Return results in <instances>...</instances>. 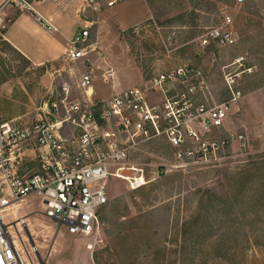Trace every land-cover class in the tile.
<instances>
[{
  "label": "rangeland",
  "instance_id": "374dc122",
  "mask_svg": "<svg viewBox=\"0 0 264 264\" xmlns=\"http://www.w3.org/2000/svg\"><path fill=\"white\" fill-rule=\"evenodd\" d=\"M223 12L234 15L240 39L215 61L197 38ZM98 20L96 64L69 62L62 72L32 69L0 30L5 121H30L60 99L65 83L73 97H81L75 84L87 70L94 74L97 98L109 100L170 69L199 65L210 71L218 100L225 101V73L250 68L238 79L242 98L229 123L248 145L229 146L212 163L162 173L159 166L173 162L172 153L162 140L142 144L130 162L145 168L147 184L132 190L125 181H111L96 237L69 234L43 215L41 198L31 196L6 216L17 243L23 247V238L28 248L38 244L40 264H264V0H244L240 7L237 0H122ZM242 57L244 65L236 63ZM38 171L37 163L24 167ZM23 217L29 230L18 234Z\"/></svg>",
  "mask_w": 264,
  "mask_h": 264
},
{
  "label": "built area",
  "instance_id": "2783aa9c",
  "mask_svg": "<svg viewBox=\"0 0 264 264\" xmlns=\"http://www.w3.org/2000/svg\"><path fill=\"white\" fill-rule=\"evenodd\" d=\"M63 3L66 0H53ZM75 2L76 0H69ZM122 0H82L80 24L66 51L70 63L93 66L92 33L98 18ZM244 0H237L240 7ZM9 7L32 13L39 23L56 31L29 0H5L0 6V30L7 27ZM236 20L222 13L219 22L197 38L200 48L217 61L218 53L237 45ZM245 57L237 60L242 65ZM253 70L225 73L229 97L218 100L209 70L184 65L158 74L142 86L97 98L94 74L86 71L75 84L62 85L60 99L46 103L30 121L0 120V264H40V247H21L12 234L9 211L31 196L41 198L43 215L73 236H97L101 215L109 204V185L119 179L132 190L146 186L145 168L132 165L131 155L142 144L162 140L174 161L159 166L162 173L212 163L234 144L248 145L244 134L229 130L233 108L242 98L238 79ZM62 75V73H60ZM68 131L72 132L69 135ZM39 171L24 172L27 163ZM131 171L132 174H129ZM27 217L18 220V234L29 230ZM59 231V230H58ZM27 240V239H26Z\"/></svg>",
  "mask_w": 264,
  "mask_h": 264
},
{
  "label": "crops",
  "instance_id": "0c3cea01",
  "mask_svg": "<svg viewBox=\"0 0 264 264\" xmlns=\"http://www.w3.org/2000/svg\"><path fill=\"white\" fill-rule=\"evenodd\" d=\"M4 1L0 0V6ZM29 1L57 30L46 29L32 13L20 12L16 8L9 7L5 10L7 27L2 30L3 40L21 54L32 69L58 70V72L68 70L69 61L66 51L69 42L74 39L78 31L82 0L73 3L66 0L61 4L53 0ZM1 101L0 120H5L6 118L2 116Z\"/></svg>",
  "mask_w": 264,
  "mask_h": 264
},
{
  "label": "bare ground",
  "instance_id": "6f19581e",
  "mask_svg": "<svg viewBox=\"0 0 264 264\" xmlns=\"http://www.w3.org/2000/svg\"><path fill=\"white\" fill-rule=\"evenodd\" d=\"M92 93H93V89L90 90V94H92Z\"/></svg>",
  "mask_w": 264,
  "mask_h": 264
},
{
  "label": "water",
  "instance_id": "95a60500",
  "mask_svg": "<svg viewBox=\"0 0 264 264\" xmlns=\"http://www.w3.org/2000/svg\"><path fill=\"white\" fill-rule=\"evenodd\" d=\"M31 238V237H30ZM32 240V239H31ZM33 241V240H32ZM40 258V261L42 260V258L41 257H39Z\"/></svg>",
  "mask_w": 264,
  "mask_h": 264
}]
</instances>
